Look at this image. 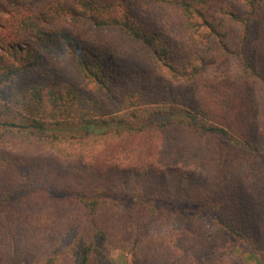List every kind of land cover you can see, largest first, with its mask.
I'll return each mask as SVG.
<instances>
[{
	"label": "trees",
	"instance_id": "trees-1",
	"mask_svg": "<svg viewBox=\"0 0 264 264\" xmlns=\"http://www.w3.org/2000/svg\"><path fill=\"white\" fill-rule=\"evenodd\" d=\"M256 169L264 0H0V264H239Z\"/></svg>",
	"mask_w": 264,
	"mask_h": 264
},
{
	"label": "rangeland",
	"instance_id": "rangeland-1",
	"mask_svg": "<svg viewBox=\"0 0 264 264\" xmlns=\"http://www.w3.org/2000/svg\"><path fill=\"white\" fill-rule=\"evenodd\" d=\"M244 184L252 192H264V169H256L252 171H246L244 175ZM264 195V193H263ZM181 223L163 224L159 221H154L150 229V234L176 237L175 233L181 231ZM205 229L207 231H214L215 225L206 222ZM175 232V233H174ZM168 237L165 238V242ZM166 245V243H164ZM233 257L239 262V264H264V253L255 252L247 243L239 242L234 246L232 252ZM113 264H133V256L129 251L123 249H115L112 251Z\"/></svg>",
	"mask_w": 264,
	"mask_h": 264
}]
</instances>
